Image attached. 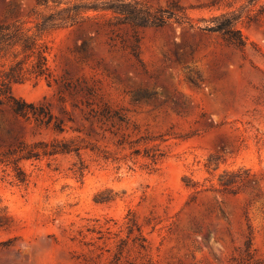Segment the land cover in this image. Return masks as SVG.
<instances>
[{"label":"rangeland","instance_id":"1","mask_svg":"<svg viewBox=\"0 0 264 264\" xmlns=\"http://www.w3.org/2000/svg\"><path fill=\"white\" fill-rule=\"evenodd\" d=\"M128 1L155 9L177 4L189 20L133 31L108 27L104 17L53 30L45 41L57 82H26L13 92L27 102H49L56 116L74 123L59 135L0 111V145L15 138H83L119 158L105 163L84 154L89 169L83 178L72 172L75 156L24 162L26 186L0 168V216L10 218L0 228V264H111L118 238L99 239L97 231L109 228L111 237L126 239L130 213L148 239L152 264H264V0ZM40 13L46 11L36 0H0V22L31 27ZM222 16L236 18L245 50L212 31ZM134 36L141 63L127 49ZM82 41L85 53L78 52ZM86 85L96 102L119 110L127 123L86 122ZM146 92L151 100L132 102V93ZM122 136L156 138L167 155L155 171L143 159L124 163L130 151L117 148ZM215 155L221 156L217 168L208 163ZM238 169H250L258 184L237 194L219 190L220 175ZM110 192L115 200L98 202ZM138 256L126 250L119 264H139Z\"/></svg>","mask_w":264,"mask_h":264},{"label":"trees","instance_id":"2","mask_svg":"<svg viewBox=\"0 0 264 264\" xmlns=\"http://www.w3.org/2000/svg\"><path fill=\"white\" fill-rule=\"evenodd\" d=\"M36 6L44 9L46 14L40 13V18H33L31 27H27L26 22L21 20L9 23L0 22V111L9 112L15 123H33L37 128L51 129L59 135L66 132L68 123H74L73 118L69 117L66 121L52 112L49 102H27L17 97L13 92L15 85L26 82L45 80L49 85L52 82H57L48 63L50 47L45 41V37L49 32L61 28L80 27L87 22L104 17L108 27L128 25L133 31L138 28H163L171 21L182 25L189 20L186 10L177 4H171L166 9H155L145 3L128 0H36ZM106 14H111V17H106ZM236 21V18L222 16L217 18L216 26L211 29L221 33L230 45L245 50L247 42L237 29ZM139 44V39L134 36L127 49L129 54L141 63ZM87 48L88 43L82 41L78 52L85 53ZM81 91H84L86 96L83 103L85 108L81 110L86 122L106 124L116 119L120 123H127V118L119 110L113 109L107 103L96 102L93 99L96 97V91L92 87L86 85ZM61 92L63 91L61 90ZM131 97L133 103L139 104L151 100L153 94L132 93ZM78 132L81 133L80 130ZM157 141L156 138L149 136H142L137 140H131L129 136L120 137L116 143L117 148L122 151H130V155H125L120 161L124 163L130 161L136 164L139 159H143L146 161L143 165L146 169L157 170L167 155L161 148V142ZM84 154H91L97 162L108 163L119 160V158H113L108 150L101 149L83 138H63L51 142L37 141L34 143L15 138L14 142L7 146L0 145V168L4 173L11 170L14 182L26 186L29 183V175L23 168L24 162L55 160L59 156H75L78 161L73 164L72 172L75 176L83 178L89 169V165L84 160ZM220 159L219 155L211 156L208 160L209 166L216 165L217 168ZM253 177L250 169L225 171L219 178V190L237 194L248 186L258 184ZM185 183L188 188L198 189L196 184H190V180H185ZM105 195H99L98 202L115 200V196H111V192L107 196ZM9 221L10 218L7 215H1L0 228L8 226ZM109 230L107 228L106 234H103L104 231L101 227L97 233L100 235L99 239L106 238L110 241L112 238H118L117 250L111 264H119L125 251L130 253L132 249H135L139 255V264H152L148 239L131 213L127 216L126 239L119 238V234L111 237L113 235ZM135 232L136 234H134ZM130 243L132 247L128 249ZM252 245L253 237L250 232L245 242L248 257H250ZM107 252L110 253V250Z\"/></svg>","mask_w":264,"mask_h":264}]
</instances>
